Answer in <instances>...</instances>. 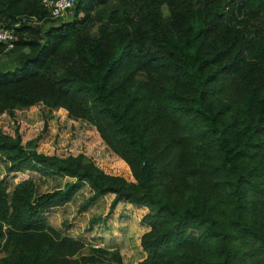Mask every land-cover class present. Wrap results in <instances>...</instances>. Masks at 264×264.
Masks as SVG:
<instances>
[{"label":"trees","instance_id":"obj_1","mask_svg":"<svg viewBox=\"0 0 264 264\" xmlns=\"http://www.w3.org/2000/svg\"><path fill=\"white\" fill-rule=\"evenodd\" d=\"M75 1L55 26L43 0H0V264H125L49 222L86 193L80 213L107 206L87 233L135 224L138 264H264V0ZM39 110L95 127L131 175L39 151L48 121H17Z\"/></svg>","mask_w":264,"mask_h":264},{"label":"rangeland","instance_id":"obj_2","mask_svg":"<svg viewBox=\"0 0 264 264\" xmlns=\"http://www.w3.org/2000/svg\"><path fill=\"white\" fill-rule=\"evenodd\" d=\"M73 16V11H69L63 18L57 19L52 24L58 26L62 23L71 22L74 20ZM12 61V57L10 56L1 59L0 68L12 64ZM18 114L17 121L31 126V129H23L29 139H36L40 135L39 126L42 125L41 122L43 120L48 121L49 130L47 134L44 133L45 136H43L40 142L41 146L39 151L60 157L85 154L108 174L123 177L131 175L127 165L105 148L95 127L88 123L74 121L67 116H63L61 113L44 110L24 111ZM14 122L10 116H3L0 119L2 128L14 127ZM3 171L4 169L0 166V175H2ZM36 178L39 182L40 178ZM67 181L68 179L62 178L56 180L49 179L45 183H42L41 191L46 192L64 186ZM87 197L88 193L85 194V197H77L74 202L63 208L49 212V222L53 227L60 229L64 233L69 230L72 236L83 240L88 246L120 247L123 252L125 264H138L139 260L143 258L138 247V238L140 235L138 226L132 224L127 229L125 228L127 225H123L121 229L117 227L110 234L105 232L96 234L95 239H93L91 237L92 235L87 233L89 221L94 215H104L107 211V206L102 202L99 206L92 208L87 213H80V205Z\"/></svg>","mask_w":264,"mask_h":264},{"label":"built area","instance_id":"obj_3","mask_svg":"<svg viewBox=\"0 0 264 264\" xmlns=\"http://www.w3.org/2000/svg\"><path fill=\"white\" fill-rule=\"evenodd\" d=\"M44 7L50 12L52 19L63 18L76 5L75 0H43ZM34 24H39L35 17L30 18ZM26 20V19H25ZM15 32L11 29H0V43L7 45L8 50L14 47Z\"/></svg>","mask_w":264,"mask_h":264}]
</instances>
